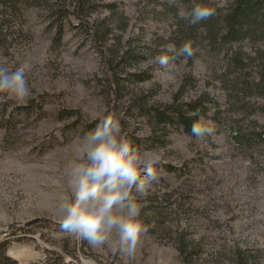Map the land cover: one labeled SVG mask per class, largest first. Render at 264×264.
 Returning a JSON list of instances; mask_svg holds the SVG:
<instances>
[{"label": "rangeland", "instance_id": "1", "mask_svg": "<svg viewBox=\"0 0 264 264\" xmlns=\"http://www.w3.org/2000/svg\"><path fill=\"white\" fill-rule=\"evenodd\" d=\"M94 3L93 18L113 29L105 48L133 49L136 59L122 78L111 76L100 45L73 27L74 17L64 23L57 45L47 14L25 8L13 37L0 46V67L24 69L31 89L24 105L0 94V243H8V256L17 264H264V139L248 146L231 135L264 134V112L233 111L221 77L234 52L257 69L263 43L247 39L214 49L203 28L191 29L180 19L179 12L191 7L186 0ZM107 4L116 5L115 14ZM185 41L195 55L174 57L175 71H163L158 56ZM137 76L144 81L136 82ZM202 95L211 100L203 121L218 129L215 142L177 126L153 125L137 105L163 107ZM246 101L256 108L262 102ZM32 103L34 111L21 112ZM63 110L70 114L65 119ZM106 116L120 119L138 152L161 161L160 181L143 201L148 231L132 257L109 246L91 247L60 228L59 204L69 195L67 166L80 138Z\"/></svg>", "mask_w": 264, "mask_h": 264}, {"label": "clouds", "instance_id": "2", "mask_svg": "<svg viewBox=\"0 0 264 264\" xmlns=\"http://www.w3.org/2000/svg\"><path fill=\"white\" fill-rule=\"evenodd\" d=\"M175 4L176 0H169ZM216 14V8L194 4L179 12L180 19L196 26ZM195 55L185 41L169 47L156 62L165 72H174V57ZM25 70L0 67V94L19 105L30 99ZM218 129L210 122L197 120L191 135L215 142ZM160 157L138 152L124 135L120 119L104 117L78 141L66 169L69 195L59 204L60 228L91 247H111L113 253L134 256L141 237L148 231L143 222V201L159 183ZM114 241V243H113Z\"/></svg>", "mask_w": 264, "mask_h": 264}, {"label": "trees", "instance_id": "3", "mask_svg": "<svg viewBox=\"0 0 264 264\" xmlns=\"http://www.w3.org/2000/svg\"><path fill=\"white\" fill-rule=\"evenodd\" d=\"M186 1L191 7L199 3L216 8V14L213 17L198 25L205 30L207 39L214 49L221 50L225 45L237 44L247 39L262 42L264 45V0H227V5L223 7L212 4L210 0ZM106 7L114 14L117 11L115 4H107ZM25 8L42 9L47 14L57 29L53 39L57 45L63 39L64 23L70 17L77 19L78 24H74L73 27L84 29L92 38L93 43L100 45L99 52L104 64L110 69L111 76L114 75L116 80L117 77L122 78L121 72L133 66L132 60L136 59L133 49L127 46L124 48L122 44L119 48L115 45L105 48L111 39L113 29L112 26L105 28V21L93 18L98 11V5L94 3V0H0V46H6L9 43V37H13V26L16 20H22ZM120 25H122L121 22ZM191 33L195 35L193 31ZM119 43H122L121 39H119ZM259 52L262 64L257 69H252L240 52H234L226 63L225 70L221 73L223 85L228 91L229 102L234 107L233 111L253 113L260 110L264 112V50ZM130 75L133 76L132 73ZM137 77L139 78L136 82L144 81L142 76ZM118 83H120L119 79ZM251 98L262 101L258 106L259 108H256L252 103L249 104L250 107L246 106V100ZM34 103L22 107L21 112L29 114L34 111L36 108ZM210 103L211 100L202 95L190 101L177 99L163 107L151 106L147 108L140 103L137 105L142 112L150 117L149 121L153 125L177 126L191 135L193 122L203 120L207 116ZM36 105L39 107V104ZM21 112L19 111V113ZM41 113H43V109L38 111V114ZM61 114L62 119L70 115L65 110ZM0 129L5 128L0 126ZM231 135L236 143L248 146L260 141V137L262 140L264 139L262 133L243 134L234 131L231 132ZM7 251L8 243H0V264H17L15 259L8 256Z\"/></svg>", "mask_w": 264, "mask_h": 264}, {"label": "built area", "instance_id": "4", "mask_svg": "<svg viewBox=\"0 0 264 264\" xmlns=\"http://www.w3.org/2000/svg\"><path fill=\"white\" fill-rule=\"evenodd\" d=\"M80 257V256H79ZM81 258V257H80ZM81 261L83 262V260H82V258H81ZM86 264H88V263H86Z\"/></svg>", "mask_w": 264, "mask_h": 264}]
</instances>
